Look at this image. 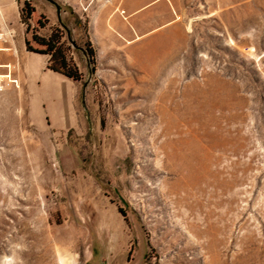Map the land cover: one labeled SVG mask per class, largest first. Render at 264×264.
<instances>
[{"label": "rangeland", "instance_id": "374dc122", "mask_svg": "<svg viewBox=\"0 0 264 264\" xmlns=\"http://www.w3.org/2000/svg\"><path fill=\"white\" fill-rule=\"evenodd\" d=\"M55 1L25 21L34 0H0L29 39L58 29L83 73L40 123L0 90V264H264V0L199 5L176 44L96 52L94 70L86 1L81 28Z\"/></svg>", "mask_w": 264, "mask_h": 264}, {"label": "crops", "instance_id": "0c3cea01", "mask_svg": "<svg viewBox=\"0 0 264 264\" xmlns=\"http://www.w3.org/2000/svg\"><path fill=\"white\" fill-rule=\"evenodd\" d=\"M84 0L70 1L69 11L77 14L76 27L81 28V6ZM85 9L88 11V32L90 40L96 48L97 58L109 60L122 52L133 53L140 46L143 38L153 39L167 38L174 45L186 30V19L191 10L199 5H209L213 8L231 7L237 0H85ZM35 12L33 19L40 16V0H34ZM56 7V6H55ZM13 2L5 7V15L1 12L0 19H4L15 31V38L11 42L12 50L0 51V64L19 59V68L16 76L33 104L34 111L38 115L40 123V100L48 101L47 107L66 111L67 102L63 100L64 83L67 82L63 74L55 72L47 67L49 55L27 49L26 31L21 27L20 10L15 12ZM54 12L51 7L41 8ZM58 10V8H57ZM56 10V12H57ZM63 12L67 8L63 7ZM58 18L61 11L58 10ZM115 59V58H114ZM6 71L5 66L0 65V73ZM40 90L54 92L57 95V105L51 95L40 98ZM59 99V100H58ZM54 113L56 119L61 121L62 112ZM34 114V115H36Z\"/></svg>", "mask_w": 264, "mask_h": 264}, {"label": "trees", "instance_id": "16d2710c", "mask_svg": "<svg viewBox=\"0 0 264 264\" xmlns=\"http://www.w3.org/2000/svg\"><path fill=\"white\" fill-rule=\"evenodd\" d=\"M34 12L35 7L31 6L29 2H26L21 10L22 18L25 21L30 20ZM38 22L41 26H45V22H42L41 19H39ZM28 29H30L29 26ZM61 38L62 36L58 29L53 30V32L47 37L34 31L32 39H26L27 49L49 55L47 65L49 69L61 73L70 79L81 80L83 78V73L80 71L79 66L68 57L63 43L61 42ZM33 42L38 46H34ZM86 52L90 57V62L93 65L94 70L96 64V51L89 42H87L86 45Z\"/></svg>", "mask_w": 264, "mask_h": 264}, {"label": "built area", "instance_id": "2783aa9c", "mask_svg": "<svg viewBox=\"0 0 264 264\" xmlns=\"http://www.w3.org/2000/svg\"><path fill=\"white\" fill-rule=\"evenodd\" d=\"M30 1V0H27ZM15 38V31L7 24L4 19H0V51L12 50L11 42ZM6 71L0 73V90H5L10 87L20 88L19 78L16 76V71L19 68V59H15L6 64Z\"/></svg>", "mask_w": 264, "mask_h": 264}, {"label": "water", "instance_id": "95a60500", "mask_svg": "<svg viewBox=\"0 0 264 264\" xmlns=\"http://www.w3.org/2000/svg\"><path fill=\"white\" fill-rule=\"evenodd\" d=\"M49 1L54 3L57 6L58 10L61 11V5L57 1H55V0H49Z\"/></svg>", "mask_w": 264, "mask_h": 264}]
</instances>
